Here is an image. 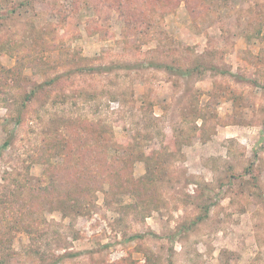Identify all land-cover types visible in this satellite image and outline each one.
<instances>
[{"label":"rangeland","instance_id":"obj_1","mask_svg":"<svg viewBox=\"0 0 264 264\" xmlns=\"http://www.w3.org/2000/svg\"><path fill=\"white\" fill-rule=\"evenodd\" d=\"M0 225L5 264H264V0H0Z\"/></svg>","mask_w":264,"mask_h":264},{"label":"trees","instance_id":"obj_2","mask_svg":"<svg viewBox=\"0 0 264 264\" xmlns=\"http://www.w3.org/2000/svg\"><path fill=\"white\" fill-rule=\"evenodd\" d=\"M9 142L6 141L4 143V145H8ZM123 170H120V172H118V176L119 174L123 175ZM29 226V224H27ZM5 228L2 227V225H0V242H1V245L2 246V250L5 248V246H9V244H11V237L9 236V232H5L4 231ZM8 244V245H7ZM0 264H5L4 260L0 259Z\"/></svg>","mask_w":264,"mask_h":264}]
</instances>
